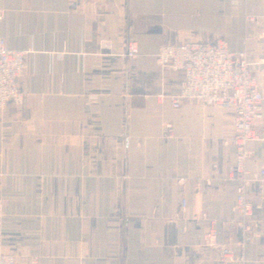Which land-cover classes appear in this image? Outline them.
I'll return each instance as SVG.
<instances>
[{
    "label": "crops",
    "instance_id": "1",
    "mask_svg": "<svg viewBox=\"0 0 264 264\" xmlns=\"http://www.w3.org/2000/svg\"><path fill=\"white\" fill-rule=\"evenodd\" d=\"M262 17L264 0H0V37L27 64L22 106L0 110V244L15 264H264V139L249 145L255 229L239 244L225 236L234 110L174 108L179 74L154 58L162 42L222 38L255 60ZM211 222L236 261L204 244Z\"/></svg>",
    "mask_w": 264,
    "mask_h": 264
},
{
    "label": "built area",
    "instance_id": "2",
    "mask_svg": "<svg viewBox=\"0 0 264 264\" xmlns=\"http://www.w3.org/2000/svg\"><path fill=\"white\" fill-rule=\"evenodd\" d=\"M246 22H253L251 15H245ZM259 37L264 40V17ZM140 53L138 42L128 39L124 58L131 66ZM155 63L168 67L179 74L176 92L169 96L174 108L195 102L202 106L231 107L234 110V134L231 144L233 162L229 166V179L236 181L233 216L225 222L226 239L239 244L247 243L255 229L253 207L247 198L250 172L246 161L254 155L249 145H257L263 137L257 123L262 120L261 106L264 102V53L250 60L245 50L231 51L222 38L211 42H189L168 45L162 42L155 54ZM256 68L262 75L256 74ZM26 53L6 46L0 37V110L19 109L23 93L19 80L26 74ZM257 179L264 184V168L257 172ZM2 201L0 199V220ZM208 247L219 250L224 261H236L227 243L218 241L216 223L211 222L203 235ZM0 264H15L12 253L5 252L0 244ZM31 264H37L35 259ZM244 264V263H241Z\"/></svg>",
    "mask_w": 264,
    "mask_h": 264
}]
</instances>
